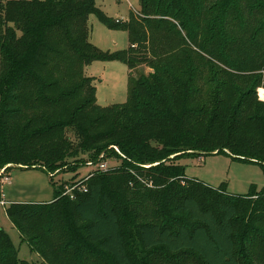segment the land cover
<instances>
[{"label":"trees","instance_id":"trees-1","mask_svg":"<svg viewBox=\"0 0 264 264\" xmlns=\"http://www.w3.org/2000/svg\"><path fill=\"white\" fill-rule=\"evenodd\" d=\"M92 14L126 29L128 48L94 46ZM95 59L127 65L125 103L97 104L84 72ZM140 64L153 71L131 83ZM260 82L264 0H140L127 22L104 17L95 0H0V168L53 172L113 148L120 160L74 198L56 187L50 202L9 204V220L44 264H135L106 185H168L173 217L136 223L143 248L189 250L203 264H264V187L229 194L187 177L179 162L226 154L264 173ZM16 253L0 228V264H35Z\"/></svg>","mask_w":264,"mask_h":264},{"label":"rangeland","instance_id":"rangeland-1","mask_svg":"<svg viewBox=\"0 0 264 264\" xmlns=\"http://www.w3.org/2000/svg\"><path fill=\"white\" fill-rule=\"evenodd\" d=\"M96 6L103 16L111 21L127 22L130 14L139 10L140 0H95ZM91 28L90 42L103 52L114 53L125 50L129 46L128 32L121 26L107 25L97 14L89 16ZM146 64H140L132 70L131 83L142 73L152 72ZM85 75L92 78L95 86L96 102L100 106L123 104L128 99L129 69L119 60L95 59L84 68ZM257 88L256 97L264 100V84ZM66 133L73 136L72 130ZM113 148V147H112ZM100 152L93 158L82 157L73 162L72 166H64L53 172H46L41 168H22L12 165L10 168H0V228L7 233L17 250L19 259L26 258L30 263L44 264L36 252L32 251L26 241L22 240L18 230L12 225L6 214V208L11 203L50 202L55 196V188L83 183L97 173L108 174L106 171L119 165V152ZM95 158V159H94ZM184 166L187 177H195L213 188H222L229 194H245L251 185L260 190L264 187V173L259 165L234 160L226 154H209L189 156L179 160ZM149 165V164H148ZM70 167H75L71 170ZM146 167V166H145ZM3 168V169H2ZM5 168V170H4ZM132 174L138 173L135 170ZM98 174V175H99ZM8 181H3V177ZM92 176V177H93ZM87 179H84L86 178ZM111 185L109 181L106 189L112 193L116 201L120 227L124 233L126 247L135 264H203L202 260L189 250L172 253L164 247L145 249L142 247L136 223L155 217L172 218L170 206L164 205L163 192L168 185ZM79 192L78 188L74 189ZM166 214V215H165ZM239 211V215H243ZM183 218L181 212L174 217ZM185 219V218H183ZM241 217L235 222V232L241 230ZM237 241V240H236ZM85 253H88L84 251ZM110 258H104L100 264H110Z\"/></svg>","mask_w":264,"mask_h":264},{"label":"built area","instance_id":"built-area-1","mask_svg":"<svg viewBox=\"0 0 264 264\" xmlns=\"http://www.w3.org/2000/svg\"><path fill=\"white\" fill-rule=\"evenodd\" d=\"M84 179H87L84 178ZM3 181L7 182L8 181V177H3ZM78 188L79 191H86V186L85 184H83L82 182L81 183H77L75 186H70L67 190L64 191V194H68L70 196V198H74V189L75 188ZM2 204H4V201H1Z\"/></svg>","mask_w":264,"mask_h":264}]
</instances>
